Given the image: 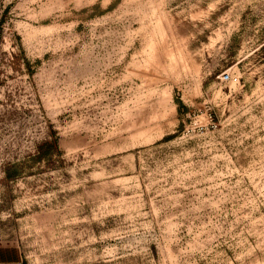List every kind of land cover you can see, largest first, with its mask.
I'll use <instances>...</instances> for the list:
<instances>
[{"label": "rangeland", "instance_id": "374dc122", "mask_svg": "<svg viewBox=\"0 0 264 264\" xmlns=\"http://www.w3.org/2000/svg\"><path fill=\"white\" fill-rule=\"evenodd\" d=\"M0 247L264 264V0H0Z\"/></svg>", "mask_w": 264, "mask_h": 264}, {"label": "crops", "instance_id": "0c3cea01", "mask_svg": "<svg viewBox=\"0 0 264 264\" xmlns=\"http://www.w3.org/2000/svg\"><path fill=\"white\" fill-rule=\"evenodd\" d=\"M0 264H24V262L17 249L0 247Z\"/></svg>", "mask_w": 264, "mask_h": 264}, {"label": "built area", "instance_id": "2783aa9c", "mask_svg": "<svg viewBox=\"0 0 264 264\" xmlns=\"http://www.w3.org/2000/svg\"><path fill=\"white\" fill-rule=\"evenodd\" d=\"M222 79H223L224 81H227V80L229 79V76H228V75H224V76L222 77Z\"/></svg>", "mask_w": 264, "mask_h": 264}]
</instances>
